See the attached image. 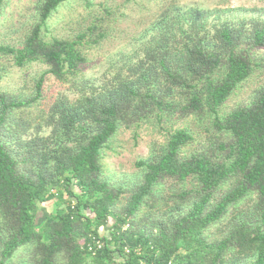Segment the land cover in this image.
<instances>
[{
	"label": "trees",
	"instance_id": "16d2710c",
	"mask_svg": "<svg viewBox=\"0 0 264 264\" xmlns=\"http://www.w3.org/2000/svg\"><path fill=\"white\" fill-rule=\"evenodd\" d=\"M67 1L40 0L21 44L0 43L18 67L47 66L30 98L0 90V264L26 247L28 264H264V83L249 104L222 112L241 85L264 77V20L210 26L216 10L165 1L128 74L54 100L27 136L21 113L43 97L48 75L80 79L86 48L107 35L99 18L75 38L46 40ZM143 125L165 142L137 163L141 181L112 183L104 150ZM203 125L209 145L189 150ZM53 199L57 211L38 228V204ZM95 238L103 248L92 253Z\"/></svg>",
	"mask_w": 264,
	"mask_h": 264
},
{
	"label": "rangeland",
	"instance_id": "374dc122",
	"mask_svg": "<svg viewBox=\"0 0 264 264\" xmlns=\"http://www.w3.org/2000/svg\"><path fill=\"white\" fill-rule=\"evenodd\" d=\"M40 0H4L0 6V43L18 46L36 20V6ZM170 0H68L49 20L44 37L75 38L99 18L108 22L106 37L96 45L86 48L87 63L80 79L62 83L48 75L43 88V97L35 106L21 113L32 124L27 136L34 133L37 123L43 122L54 100L67 96L75 99L85 81L101 85L109 82L119 71L128 74V65L136 64L142 57V44L147 39L154 20L158 18L161 5ZM180 5L216 10L209 18L210 26L229 21L237 23L242 19L264 20V0H175ZM148 31V32H147ZM47 69L43 63L35 62L18 67L7 57H0V90L20 98L33 96L36 79ZM264 83V77H253L241 85L223 108V113L247 105L255 90ZM198 141L189 150L209 145L212 131L205 125L194 126ZM47 132V129L44 130ZM165 135L152 125L138 129H121L104 150V177L114 184L128 187L141 181L143 171L137 166L147 159L151 152L163 144ZM124 202V200H123ZM59 207L57 199L38 204L37 227L40 228L46 216L55 213ZM222 235L226 232L223 226ZM217 227L210 230L211 236L222 235ZM30 248L20 249L9 264H28Z\"/></svg>",
	"mask_w": 264,
	"mask_h": 264
},
{
	"label": "built area",
	"instance_id": "2783aa9c",
	"mask_svg": "<svg viewBox=\"0 0 264 264\" xmlns=\"http://www.w3.org/2000/svg\"><path fill=\"white\" fill-rule=\"evenodd\" d=\"M103 244L100 239H93V242L88 243L87 249L89 252L95 253L96 250L102 249ZM169 264H172V262H169Z\"/></svg>",
	"mask_w": 264,
	"mask_h": 264
}]
</instances>
